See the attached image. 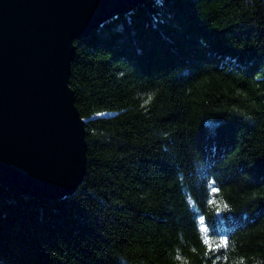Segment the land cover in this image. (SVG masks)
<instances>
[{
	"label": "trees",
	"instance_id": "obj_1",
	"mask_svg": "<svg viewBox=\"0 0 264 264\" xmlns=\"http://www.w3.org/2000/svg\"><path fill=\"white\" fill-rule=\"evenodd\" d=\"M74 45L84 176L0 183V264H264V0H144Z\"/></svg>",
	"mask_w": 264,
	"mask_h": 264
},
{
	"label": "water",
	"instance_id": "obj_2",
	"mask_svg": "<svg viewBox=\"0 0 264 264\" xmlns=\"http://www.w3.org/2000/svg\"><path fill=\"white\" fill-rule=\"evenodd\" d=\"M144 0H0V183L72 194L86 168L84 123L69 86L74 41Z\"/></svg>",
	"mask_w": 264,
	"mask_h": 264
},
{
	"label": "snow or ice",
	"instance_id": "obj_3",
	"mask_svg": "<svg viewBox=\"0 0 264 264\" xmlns=\"http://www.w3.org/2000/svg\"><path fill=\"white\" fill-rule=\"evenodd\" d=\"M212 191H213V192H216L217 189H216L215 187H213V188H212ZM204 232H205V233H208V232H209V228H207V227L204 228ZM205 242L207 243V237H206V239H205ZM223 243H224L225 245L228 243V241H227L226 238L223 240Z\"/></svg>",
	"mask_w": 264,
	"mask_h": 264
},
{
	"label": "rangeland",
	"instance_id": "obj_4",
	"mask_svg": "<svg viewBox=\"0 0 264 264\" xmlns=\"http://www.w3.org/2000/svg\"><path fill=\"white\" fill-rule=\"evenodd\" d=\"M4 185V184H3Z\"/></svg>",
	"mask_w": 264,
	"mask_h": 264
}]
</instances>
